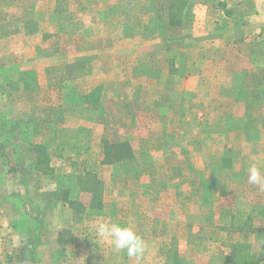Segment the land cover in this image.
<instances>
[{"label":"rangeland","instance_id":"374dc122","mask_svg":"<svg viewBox=\"0 0 264 264\" xmlns=\"http://www.w3.org/2000/svg\"><path fill=\"white\" fill-rule=\"evenodd\" d=\"M201 1L18 0L21 13L13 17L22 18L21 28L5 32L27 36L1 44L0 141L20 184H12L0 158L6 214L0 241L22 250L35 245L37 225L13 201L31 200L43 215L38 264L258 258L259 241L237 228H264V191L247 182L250 166L264 169V142L254 138H264V124L225 137L221 115L233 121L263 111L252 92L217 93L206 61L194 62L208 39L195 25ZM195 64L200 73L191 79ZM236 64L228 56L225 69L235 78ZM259 79L244 77L252 86ZM222 95L223 110L207 113L206 105L221 103ZM237 127L231 122L226 130ZM104 141L128 142L132 158L104 164ZM103 220L130 226L144 239L141 261L97 237ZM245 242L251 251L239 245ZM29 257L24 253L22 262ZM2 259L15 264L13 253Z\"/></svg>","mask_w":264,"mask_h":264},{"label":"crops","instance_id":"0c3cea01","mask_svg":"<svg viewBox=\"0 0 264 264\" xmlns=\"http://www.w3.org/2000/svg\"><path fill=\"white\" fill-rule=\"evenodd\" d=\"M201 3L202 4L196 5V11L200 12L199 14H201V16L199 22L197 20L195 25L197 26L198 23V27L200 29H205L208 39L207 47H205L204 51L201 52L200 56L194 59V62L202 60L206 61L208 64L207 69H209L207 71V81L211 83L217 93H236L237 98L238 95H243L249 92L254 94L253 101L260 103L258 107L263 111L260 113L261 115L255 114L250 116V114H245L244 118L238 117L239 119H233V121L229 120L227 117H224V115H221L225 125V129L223 131L225 137L227 136L226 132L232 134L236 132L235 130H237V132L239 131V134H246V132L249 131L246 128V124H252L255 128H257V125L261 126L264 124V0H203ZM21 8L22 6L21 4L19 5L18 0H0V59H2L1 55L5 53V48L1 47V44H5L6 37L9 40L13 39L16 41L17 39L22 40L23 37L25 38L27 36L25 32L21 31H15L13 34H11L9 31L5 32L6 30H9V28H17L18 26L21 28L20 22H22V18H19V20L15 22L16 18L13 17L15 16L13 14L19 13L21 11ZM7 14H9V16H7ZM11 51L15 53L14 50ZM228 56H233V60L237 62L236 66L239 67V72L236 78L234 77L235 75L233 73H230L225 69V62L227 61ZM2 60L4 61V58ZM3 67L4 66L2 64L0 68ZM225 70L228 73L225 72ZM1 73L3 72L0 70V74ZM199 73L200 72L197 68V65L195 64L193 73L190 75L191 79H194L196 74ZM251 75L260 77L257 83L255 81L253 82V84L256 83L255 86L250 85L248 81L245 82L244 80V77H250ZM259 94H262V96H259ZM227 97L229 98L230 96ZM225 100L226 97L222 95L221 100H219L221 103L212 102L211 107L210 104H207V109H209L207 113H220V111L223 110L225 106ZM208 115L211 114H206V116ZM202 119H204V115L199 117L201 122ZM231 122L236 123L238 127L234 128V131H227L226 128L231 125ZM208 135L212 136L210 133L205 134V136ZM254 138L255 140L258 139L261 143L264 142V138L262 139L258 136H254ZM240 139V142H248L247 139L242 140L243 137L241 136ZM257 155L261 154L258 153ZM226 157L229 159L231 158L227 152ZM261 171H263L262 174H264V169H261ZM13 201L21 205L19 214L27 215L26 217L35 223L30 215L23 212L22 200ZM27 201L29 202L31 200ZM255 201L256 200H253V204L258 203ZM4 205L5 204L3 203V206ZM3 206L2 208L0 207V225H3L4 228L6 225V214L5 208ZM250 209L251 210H248L244 213L245 216L242 218L244 223L248 222L250 219L248 216L251 217L252 213H254L253 206H251ZM233 219L234 218L232 217L231 220ZM231 225H229L228 228L231 227ZM237 229L240 232V235L243 233H248V235L249 233L252 234L254 240L256 242L259 241L260 248H258V251L260 253L262 252V244L260 240H258L261 235L259 234L258 230L264 228H256L253 225H251L250 228V226L243 227L240 225ZM11 230L12 229L8 231L10 232ZM2 231V233H6L4 230ZM40 237H42V234ZM38 244L37 234L35 245L33 244L32 247L25 250H22L20 246H8V244L6 245L3 243V240L0 241V264H4L5 261L2 258L3 255H6V253H10V255L13 253L15 264H38L39 261L36 259L37 256H35ZM239 245L245 248L247 252L251 251V246H249V243L245 242V244ZM27 250L30 256V262H22L24 253H26V255L28 254ZM16 254H22V256L17 257ZM254 260L250 262H254Z\"/></svg>","mask_w":264,"mask_h":264},{"label":"clouds","instance_id":"9594fccd","mask_svg":"<svg viewBox=\"0 0 264 264\" xmlns=\"http://www.w3.org/2000/svg\"><path fill=\"white\" fill-rule=\"evenodd\" d=\"M247 182L258 186L264 191V174L259 167L252 165L248 168ZM99 239L110 241L114 251L126 252L128 257L141 261L146 251V242L130 226H122L118 222L103 220L96 226Z\"/></svg>","mask_w":264,"mask_h":264},{"label":"trees","instance_id":"16d2710c","mask_svg":"<svg viewBox=\"0 0 264 264\" xmlns=\"http://www.w3.org/2000/svg\"><path fill=\"white\" fill-rule=\"evenodd\" d=\"M6 143L0 141V158L3 160V165H5L10 172V178L12 184L16 187L20 184L16 177V165L12 162L9 152L7 151ZM132 158L131 146L128 142H103V163L104 164H114L117 162H123ZM230 161L228 158H226ZM89 183V180L87 181ZM94 193V191L92 192ZM95 195V194H94ZM22 210L23 212L30 215L32 220L37 224L36 234H37V243L40 242V235L43 231V215L40 212L39 207H35L31 201L22 200ZM261 237L260 240L262 244V252L259 255V258L254 262H244V264H264V229L258 230ZM257 232V233H258Z\"/></svg>","mask_w":264,"mask_h":264}]
</instances>
